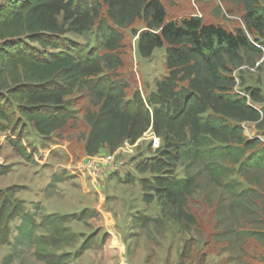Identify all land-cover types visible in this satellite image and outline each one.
<instances>
[{"label":"trees","instance_id":"obj_1","mask_svg":"<svg viewBox=\"0 0 264 264\" xmlns=\"http://www.w3.org/2000/svg\"><path fill=\"white\" fill-rule=\"evenodd\" d=\"M225 1L241 6L245 29H227L198 15L169 19L161 0H8L1 4L0 121L6 124L8 140L25 154L24 126L16 115L41 135L55 134L59 139H65L63 133L75 125L85 128L81 148L88 156L103 147L111 152L125 141L133 144L151 127L162 145L156 148L157 156L137 166L139 172L152 174L151 179L140 180L143 200L150 203L156 198L175 211L172 219L195 225L189 201L198 187L197 177L189 174L177 180L170 175L181 160H201L209 182L225 186L232 195L227 208L243 219L239 231L231 232L227 223L222 236L251 239L264 250V141L247 138L242 129L248 121L264 129V107L253 105L262 102L260 90L235 92L233 74L249 57L264 60V42L256 44L264 38V7L256 0ZM92 28L102 37L100 51L72 44L62 53L45 56L21 39L58 48L59 35L66 31L82 35ZM125 29L137 34V52L142 57L165 48L166 74L155 82L146 100L138 91L128 96L126 88L110 76L124 65L119 49ZM80 88L95 100L82 107L77 123L68 97ZM18 125L21 130L16 132ZM230 171L249 186L235 193L229 184L222 185L233 175ZM125 181L133 182V177L127 174ZM13 203L9 191L0 189V223L19 215L20 206ZM222 205L220 200L218 210ZM28 215L18 226L20 234L27 232ZM45 219L52 228L45 239L36 238L40 257L45 243L59 246L73 236L61 225L64 217ZM158 221L145 215L135 218L142 227ZM260 255L264 261V252Z\"/></svg>","mask_w":264,"mask_h":264},{"label":"rangeland","instance_id":"obj_2","mask_svg":"<svg viewBox=\"0 0 264 264\" xmlns=\"http://www.w3.org/2000/svg\"><path fill=\"white\" fill-rule=\"evenodd\" d=\"M6 1L0 0V5ZM161 1L169 19L198 15L227 29H245L240 18L241 6L235 2ZM256 1L264 7V0ZM123 32L125 38L119 51L124 65L110 76L126 88L128 96L138 91L146 100L155 90V82L166 74L165 48H157L149 57H142L137 52V34L130 29ZM21 39L45 56L62 53L72 44L95 50L102 45V37L95 28L82 35L66 31L58 36V48ZM261 42L264 38H259L256 44ZM233 74L235 92L243 94L247 88L260 90L262 102L253 105L258 109L264 107L263 58H247ZM68 100L69 109L79 123L82 107L95 98L80 88ZM16 116L19 125L24 126V155L8 140L6 124L0 121V189L8 190L13 204L20 206L19 215L0 223V264H264L259 260L264 250L251 239L222 236L227 223H231V232L239 231L243 219L227 208L232 199L227 188L209 182L203 161L181 160L170 175L177 180L196 175L198 187L189 201L195 225L185 219H172L175 211L162 206L156 198L150 203L143 200L140 180L151 179L152 174L139 172L137 166L157 156L156 148L162 145L150 128L133 144L125 141L111 152L103 147L88 156L81 148L85 128L75 125L63 133L65 139H59L55 134L41 135L22 116ZM19 125L16 132L21 130ZM242 129L247 138L264 141V129H258L256 123L243 122ZM127 174L133 177V182L125 181ZM224 184H229L235 193L249 186L234 172L223 179ZM220 200L224 205L218 210ZM25 214L30 219L27 234H20L18 226ZM48 215L64 217L61 225L73 236L66 237L59 246L45 243L44 255L40 257L36 238L45 239L49 235L52 226L45 219ZM142 215L159 221L139 226L135 218Z\"/></svg>","mask_w":264,"mask_h":264},{"label":"built area","instance_id":"obj_3","mask_svg":"<svg viewBox=\"0 0 264 264\" xmlns=\"http://www.w3.org/2000/svg\"><path fill=\"white\" fill-rule=\"evenodd\" d=\"M150 130H152L151 127H150ZM152 132H153V131H152ZM153 134H154V132H153ZM154 135H155V134H154ZM155 136H156V135H155ZM156 137H157V136H156ZM157 138H158V137H157ZM158 139H159V138H158ZM156 141H157V139H155V142H156ZM157 147H159V146H157Z\"/></svg>","mask_w":264,"mask_h":264}]
</instances>
